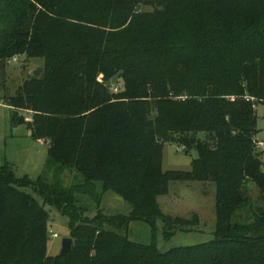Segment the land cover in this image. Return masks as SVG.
<instances>
[{"label":"trees","instance_id":"1","mask_svg":"<svg viewBox=\"0 0 264 264\" xmlns=\"http://www.w3.org/2000/svg\"><path fill=\"white\" fill-rule=\"evenodd\" d=\"M19 55L47 71L9 98L12 123L49 148L36 181L0 166V264H264V0H0V63ZM165 142L197 147L191 171L163 170ZM172 181L216 184L212 240L161 251L119 232L188 225L158 200ZM21 186L68 216L71 252L48 254L49 213ZM106 191L131 213L86 217L80 197Z\"/></svg>","mask_w":264,"mask_h":264},{"label":"rangeland","instance_id":"2","mask_svg":"<svg viewBox=\"0 0 264 264\" xmlns=\"http://www.w3.org/2000/svg\"><path fill=\"white\" fill-rule=\"evenodd\" d=\"M142 9L151 12L152 6H142ZM41 70L36 76L34 71ZM47 63L44 57H30L19 55L9 60L7 64L0 63V166L9 165L13 168L17 178H28L36 181L45 170L48 158L49 143H41L44 138L33 135L28 123L13 125L12 115L15 109L9 105V98L16 96L26 83L39 86V79L45 76ZM110 89L122 85V80L115 77L108 81ZM259 139H264V103H257ZM18 115L28 117L26 111L17 110ZM204 138L203 134H199ZM199 157L197 147L186 149L183 145L174 142H165L163 153L164 171H191L195 159ZM264 163V154L261 155ZM66 181L71 179V173L65 174ZM249 195L257 201L260 191L255 183L249 184ZM21 189L34 196L39 203L44 204L43 197L33 186H21ZM216 184L212 181H172L169 192L159 197L162 210L173 218L183 217L190 219L188 225L167 226L161 220L156 224L147 219L131 220L127 228L119 229L130 240L145 244H155L161 251H167L177 246H190L210 241L215 236L216 214ZM80 206L84 215L94 218L101 216L129 215L132 205L114 191L102 194V202L83 195L80 197ZM49 213L48 254L57 256L61 253L65 237L70 235L69 218L57 207L44 204ZM58 234L53 237L52 234Z\"/></svg>","mask_w":264,"mask_h":264},{"label":"water","instance_id":"3","mask_svg":"<svg viewBox=\"0 0 264 264\" xmlns=\"http://www.w3.org/2000/svg\"><path fill=\"white\" fill-rule=\"evenodd\" d=\"M40 72H41V70H40V68H39V69H36V70L34 71V74H35L36 76H39V75H40ZM72 249H73V239H72L70 236L65 237V238L63 239L62 250H61V253H60V254L64 255V254H66V253H69V252L72 251Z\"/></svg>","mask_w":264,"mask_h":264},{"label":"built area","instance_id":"4","mask_svg":"<svg viewBox=\"0 0 264 264\" xmlns=\"http://www.w3.org/2000/svg\"><path fill=\"white\" fill-rule=\"evenodd\" d=\"M119 90V86L117 85V87L115 88V91H118ZM249 99V98H248ZM30 116L26 117V120L27 121H31L32 120V112H29ZM47 142L46 140H41V143H45ZM255 145L257 147V149L262 153L264 154V139H259L257 138V140L255 141ZM53 237H57L58 234L54 233L52 234Z\"/></svg>","mask_w":264,"mask_h":264}]
</instances>
